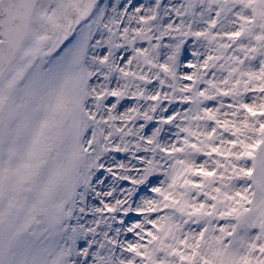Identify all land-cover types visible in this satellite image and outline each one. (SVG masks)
I'll return each instance as SVG.
<instances>
[{
    "label": "snow or ice",
    "instance_id": "obj_1",
    "mask_svg": "<svg viewBox=\"0 0 264 264\" xmlns=\"http://www.w3.org/2000/svg\"><path fill=\"white\" fill-rule=\"evenodd\" d=\"M0 264H264V0H0Z\"/></svg>",
    "mask_w": 264,
    "mask_h": 264
}]
</instances>
